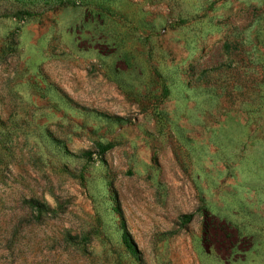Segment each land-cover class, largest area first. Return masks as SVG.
I'll list each match as a JSON object with an SVG mask.
<instances>
[{"label":"rangeland","instance_id":"rangeland-1","mask_svg":"<svg viewBox=\"0 0 264 264\" xmlns=\"http://www.w3.org/2000/svg\"><path fill=\"white\" fill-rule=\"evenodd\" d=\"M0 264H264V0H0Z\"/></svg>","mask_w":264,"mask_h":264},{"label":"trees","instance_id":"trees-1","mask_svg":"<svg viewBox=\"0 0 264 264\" xmlns=\"http://www.w3.org/2000/svg\"><path fill=\"white\" fill-rule=\"evenodd\" d=\"M111 148H112L111 145H106L104 147H101L100 151H101V153H105V152L109 151ZM87 158H90V156H87ZM182 219H183L184 222L188 223L192 219V215L183 216ZM123 241H124V244L126 245V247L128 249H130V243H129L128 239H127V235L126 234L123 235Z\"/></svg>","mask_w":264,"mask_h":264}]
</instances>
